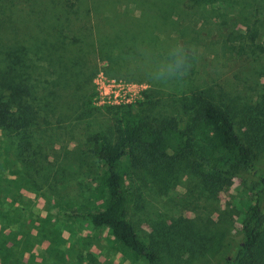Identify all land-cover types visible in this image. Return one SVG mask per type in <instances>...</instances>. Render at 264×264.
<instances>
[{"label":"rangeland","instance_id":"1","mask_svg":"<svg viewBox=\"0 0 264 264\" xmlns=\"http://www.w3.org/2000/svg\"><path fill=\"white\" fill-rule=\"evenodd\" d=\"M104 1L68 7L55 0L48 13L40 0H0V95L14 115L19 104L36 111L28 139L0 130V264H85V239L100 264H144L107 228L62 215L102 197L90 138L115 140V111L184 128L210 101L264 172V0ZM177 60L182 67L169 75ZM199 171L181 160L164 179L127 176V215L146 243L190 233L212 243L191 256L159 246L163 264H222L218 244L238 236L259 189L244 168L214 191Z\"/></svg>","mask_w":264,"mask_h":264},{"label":"trees","instance_id":"2","mask_svg":"<svg viewBox=\"0 0 264 264\" xmlns=\"http://www.w3.org/2000/svg\"><path fill=\"white\" fill-rule=\"evenodd\" d=\"M60 1L68 7L94 2ZM54 2L40 0L44 12L48 13L52 10L49 11L47 7L53 6ZM99 2H104L102 5L108 4L104 0ZM11 107L9 100L0 95V130L8 132L9 136H16L14 138L20 134V137L28 139V127L35 120L36 111L29 105L19 104V114L14 115ZM123 113L117 115L115 111L112 115L114 141L100 134L90 138L89 151L96 160L95 180L102 190V197L95 204H83L62 215L68 219L87 220L94 227L107 228L120 249L141 259L144 264H163L158 254L159 246L169 249L173 255L175 250L179 253L181 248L191 256L193 249L200 247L207 250L212 243L197 239L192 233L173 235L163 242L154 240L160 243L158 246L152 242L146 243L127 215L131 197L127 176L130 179L131 175L144 173L153 179H164L171 174L177 162L185 160L194 169L202 167V171H199L202 183L214 191L228 185L229 178L236 174V170L244 168L255 177L259 189L254 194L253 202L246 205L238 236H227L222 244H218V256L222 264H264V250L257 252V244L264 234V209L260 206L261 194L264 193V172L255 165L248 144L240 138L228 114L220 106L202 101L189 124L179 128L172 119L150 122L139 117L131 119L128 110ZM196 135L202 136L200 147L195 145ZM16 144L24 149L29 146L27 141L21 143L18 139ZM197 151L202 154H197ZM89 244L90 240L85 239L80 249V259L85 264H100L96 255L87 247ZM54 258L62 262L63 252L56 250ZM13 263L17 264V259Z\"/></svg>","mask_w":264,"mask_h":264},{"label":"clouds","instance_id":"3","mask_svg":"<svg viewBox=\"0 0 264 264\" xmlns=\"http://www.w3.org/2000/svg\"><path fill=\"white\" fill-rule=\"evenodd\" d=\"M184 61L183 60H177L174 64H171L168 66L167 72L169 75H173L177 72L178 69H180L183 65ZM161 76L163 73L160 74Z\"/></svg>","mask_w":264,"mask_h":264}]
</instances>
